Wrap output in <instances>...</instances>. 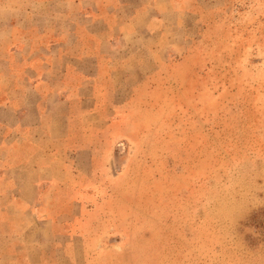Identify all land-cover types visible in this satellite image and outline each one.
<instances>
[{
	"label": "rangeland",
	"instance_id": "374dc122",
	"mask_svg": "<svg viewBox=\"0 0 264 264\" xmlns=\"http://www.w3.org/2000/svg\"><path fill=\"white\" fill-rule=\"evenodd\" d=\"M42 261L264 264V0H0V264Z\"/></svg>",
	"mask_w": 264,
	"mask_h": 264
},
{
	"label": "crops",
	"instance_id": "0c3cea01",
	"mask_svg": "<svg viewBox=\"0 0 264 264\" xmlns=\"http://www.w3.org/2000/svg\"><path fill=\"white\" fill-rule=\"evenodd\" d=\"M94 57H96V60L99 62V57H100L99 53L96 54V55H94ZM30 229H32V227H31ZM18 260H19V259H18ZM17 263H18V262H17ZM18 264H20V263H18ZM42 264H47V263L42 261ZM69 264H72V263L69 262Z\"/></svg>",
	"mask_w": 264,
	"mask_h": 264
}]
</instances>
